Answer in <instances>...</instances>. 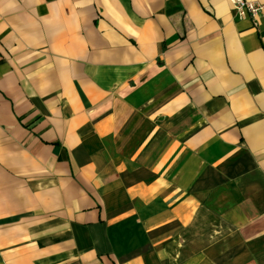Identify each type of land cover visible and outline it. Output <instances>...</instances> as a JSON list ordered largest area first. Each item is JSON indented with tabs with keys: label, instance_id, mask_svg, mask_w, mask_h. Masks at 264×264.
<instances>
[{
	"label": "crops",
	"instance_id": "0c3cea01",
	"mask_svg": "<svg viewBox=\"0 0 264 264\" xmlns=\"http://www.w3.org/2000/svg\"><path fill=\"white\" fill-rule=\"evenodd\" d=\"M0 0V264H264V0Z\"/></svg>",
	"mask_w": 264,
	"mask_h": 264
},
{
	"label": "built area",
	"instance_id": "2783aa9c",
	"mask_svg": "<svg viewBox=\"0 0 264 264\" xmlns=\"http://www.w3.org/2000/svg\"><path fill=\"white\" fill-rule=\"evenodd\" d=\"M239 17H249L256 20L263 10V4L255 0H229Z\"/></svg>",
	"mask_w": 264,
	"mask_h": 264
}]
</instances>
